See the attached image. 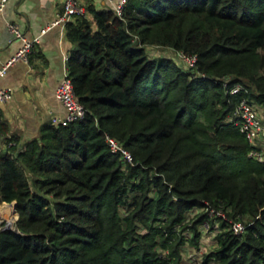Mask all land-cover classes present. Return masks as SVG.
Listing matches in <instances>:
<instances>
[{
    "label": "trees",
    "instance_id": "16d2710c",
    "mask_svg": "<svg viewBox=\"0 0 264 264\" xmlns=\"http://www.w3.org/2000/svg\"><path fill=\"white\" fill-rule=\"evenodd\" d=\"M85 10L64 24L83 119L3 139L0 203L17 219L0 230V264H181L205 225L197 264H264V161L232 120L244 100L264 121V0Z\"/></svg>",
    "mask_w": 264,
    "mask_h": 264
},
{
    "label": "crops",
    "instance_id": "0c3cea01",
    "mask_svg": "<svg viewBox=\"0 0 264 264\" xmlns=\"http://www.w3.org/2000/svg\"><path fill=\"white\" fill-rule=\"evenodd\" d=\"M115 1L80 0L95 9H111ZM61 10L62 0H6L0 10V68L21 45L19 38L10 35L8 24L16 25L25 39L37 38L27 60H14L0 76V88L12 90L10 100L0 103V123L5 126L0 132V153L6 150L4 138L15 137L16 145L21 146L37 138L40 127L51 118L64 115L55 89L64 76V58L71 44L62 23L51 25Z\"/></svg>",
    "mask_w": 264,
    "mask_h": 264
},
{
    "label": "built area",
    "instance_id": "2783aa9c",
    "mask_svg": "<svg viewBox=\"0 0 264 264\" xmlns=\"http://www.w3.org/2000/svg\"><path fill=\"white\" fill-rule=\"evenodd\" d=\"M5 1L6 0H0V10L4 6ZM124 2L125 0H116L115 3L112 5L111 9L116 15H120ZM74 15L85 16V6L80 2V0H62V10L60 14L57 15V19L53 23H51V25H55L58 23H62L64 25ZM7 28L13 38H19L21 40V45L15 52L14 56H12V58H10L6 62V64L2 68H0V76L3 75L5 66L13 62L14 60L21 59L25 62L27 60V55L30 51L32 44L37 40V38H33L31 40L23 38L17 26L14 24H8ZM181 59L183 62L191 66L195 61V56L182 55ZM65 60L66 57L64 58V61ZM64 71V76L59 81L55 89V98L64 110V115L62 118H51L49 120L51 125L64 126L71 122L80 121L83 119L85 114L83 107L78 103V101L74 97L72 86L67 77L66 69ZM236 89H238L237 86L233 87L231 90L233 91ZM11 95V89L0 88V103H4L10 100ZM232 120L233 125L238 128L239 132L244 135L245 139L251 146V149L248 151L247 156L256 160L257 162H263L264 121L259 110L250 106L249 104L244 102V100H240L232 114ZM105 141L111 153H118L125 161L130 162L131 159L129 154L124 151L113 139L106 138ZM1 229L3 228L0 227V230ZM231 229L234 233H239L242 230V226L239 224H233Z\"/></svg>",
    "mask_w": 264,
    "mask_h": 264
},
{
    "label": "rangeland",
    "instance_id": "374dc122",
    "mask_svg": "<svg viewBox=\"0 0 264 264\" xmlns=\"http://www.w3.org/2000/svg\"><path fill=\"white\" fill-rule=\"evenodd\" d=\"M146 51L151 56L153 55L171 56V52L154 46H148L146 48ZM7 208L6 206L3 207V209L0 208V210L2 209V211L0 212V227L4 228L6 223H8L11 225L10 228L13 229L14 223L16 221V220L14 221L15 215H13L11 210ZM5 209L8 210V212L4 213ZM212 237H213V231L212 232L208 231V227L206 225L202 226L201 237L198 242V249L193 250L189 248L187 245L181 248V258H182L181 264H197L199 262V259L201 258V255L204 254L205 252H208L211 249V244L213 239Z\"/></svg>",
    "mask_w": 264,
    "mask_h": 264
},
{
    "label": "water",
    "instance_id": "95a60500",
    "mask_svg": "<svg viewBox=\"0 0 264 264\" xmlns=\"http://www.w3.org/2000/svg\"><path fill=\"white\" fill-rule=\"evenodd\" d=\"M6 206H8L10 208L12 214L15 215V219H14V221H15L17 219V214L15 213V209H14L15 208V204L14 203H9V204H6ZM10 226H11L10 224L6 223V225H5V227L3 229H10V230H12L10 228Z\"/></svg>",
    "mask_w": 264,
    "mask_h": 264
},
{
    "label": "bare ground",
    "instance_id": "6f19581e",
    "mask_svg": "<svg viewBox=\"0 0 264 264\" xmlns=\"http://www.w3.org/2000/svg\"><path fill=\"white\" fill-rule=\"evenodd\" d=\"M5 207V206H4ZM0 208H2L3 209V207H0ZM7 208V207H6ZM2 209L0 210V212L2 211ZM7 209H9V208H7ZM6 212H8V210H4V213H6Z\"/></svg>",
    "mask_w": 264,
    "mask_h": 264
}]
</instances>
